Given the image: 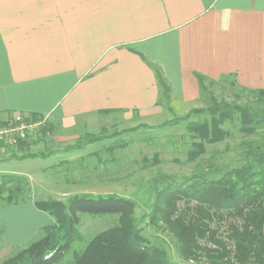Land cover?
<instances>
[{"label": "crops", "instance_id": "crops-1", "mask_svg": "<svg viewBox=\"0 0 264 264\" xmlns=\"http://www.w3.org/2000/svg\"><path fill=\"white\" fill-rule=\"evenodd\" d=\"M152 66L188 103L196 75L263 90L264 0H0V126L35 115L73 131L142 111L161 97ZM13 221L11 246L25 228Z\"/></svg>", "mask_w": 264, "mask_h": 264}, {"label": "trees", "instance_id": "trees-1", "mask_svg": "<svg viewBox=\"0 0 264 264\" xmlns=\"http://www.w3.org/2000/svg\"><path fill=\"white\" fill-rule=\"evenodd\" d=\"M161 90V103L171 105V88L162 72L152 66ZM201 93L208 92L205 77L196 75ZM232 86L237 87L235 83ZM250 105L217 102L212 106L194 110L185 117L175 118L158 126L167 129L187 125V132L200 141L194 148L200 153L205 146L224 142L232 137L230 128L237 126L244 137L264 136V89L248 90ZM115 113L113 110L100 112L102 115ZM195 116L200 120L191 121ZM27 124L42 121L32 115L23 119ZM38 120V121H37ZM236 123V124H235ZM39 125L40 136L54 133L53 124ZM140 126L131 131L115 132L110 136L84 133L66 153L83 151L89 145L112 139L91 156L101 152L113 153L124 149L119 135L131 136ZM103 134L106 128L102 129ZM245 143V162L218 178L194 175L178 181L172 176H158L151 181L153 203L148 215L150 224L162 225L178 243L179 253L185 260L205 259L209 264H264V139ZM26 140L19 139L16 147L23 151ZM47 159L49 156H40ZM196 154H192L195 159ZM28 158L27 156L25 159ZM31 203L29 187L24 176L0 175V208ZM34 207L52 218V223L42 227V237L0 264H60L76 242L82 241L79 225L82 215L119 217L118 225L97 234L83 251L74 254V264H175L167 249L161 244L148 243L141 234L136 217L137 202L117 195H78L66 202L48 198L33 202ZM2 232V230H0Z\"/></svg>", "mask_w": 264, "mask_h": 264}, {"label": "rangeland", "instance_id": "rangeland-1", "mask_svg": "<svg viewBox=\"0 0 264 264\" xmlns=\"http://www.w3.org/2000/svg\"><path fill=\"white\" fill-rule=\"evenodd\" d=\"M207 87L208 92L201 93L198 99L190 103L174 97L171 105L167 107L161 103L160 97L156 105L143 108L142 111H117L96 120L80 121L73 131L59 125L53 134L48 133L41 137L40 126L35 125L25 130L21 137L28 142L23 151L16 147L17 144L1 143L0 175L24 176L28 182L31 203L0 208V263L40 239L43 235L42 227L52 223V218L47 215H42L37 220L33 218L34 221L21 217L28 208H33L34 201L53 198L66 202L78 195H117L137 202L135 213L142 237L150 244L163 245L173 263L209 264L205 259L196 261L182 258L177 240L162 225H152L148 220L153 203L150 187L154 178L161 175L172 176L178 181L194 175L218 178L244 164L247 149L245 143L253 142L257 146V142L260 141L261 144L264 139L263 135L244 137L238 132L237 126L231 127L227 124L225 127L230 128L232 137L224 142L206 145L205 152L201 154L199 149L194 148V144L200 141L193 139L187 132L186 124L163 130L156 129L167 121L212 106V98L217 102L250 105L247 93L232 86L231 79L221 80L217 84L208 83ZM23 119L24 117H16L9 122L17 124ZM198 120L200 119L195 116L191 118V121ZM140 126H148L150 129L141 128L131 136L114 137L115 140L118 138L130 145L124 149H116L113 153L101 152L99 156L89 157V154L101 150L103 146H109L113 142L109 138L89 145L83 151H65L84 133L110 136L126 130L130 134ZM103 128H106L105 134L101 133ZM194 153L197 157L192 159ZM26 156L28 158L25 159ZM40 156L49 157L40 159ZM12 219L19 225L21 221L25 222L24 235L13 246L5 242L16 233L11 226L12 222L9 223ZM118 223L119 217L116 215H82L79 225L82 241L73 245L60 264H74L75 253L83 251L97 234Z\"/></svg>", "mask_w": 264, "mask_h": 264}, {"label": "built area", "instance_id": "built-area-1", "mask_svg": "<svg viewBox=\"0 0 264 264\" xmlns=\"http://www.w3.org/2000/svg\"><path fill=\"white\" fill-rule=\"evenodd\" d=\"M24 121L15 124L13 121H8L4 125L0 126V144H10L15 145L17 144L18 140L21 139L25 130L32 128L35 125H42L46 121L43 119L42 121L34 124H24Z\"/></svg>", "mask_w": 264, "mask_h": 264}]
</instances>
